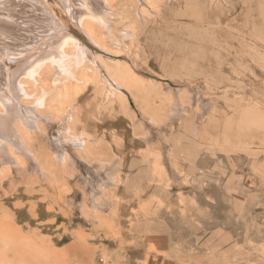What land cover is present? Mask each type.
Listing matches in <instances>:
<instances>
[{"label": "rangeland", "instance_id": "obj_1", "mask_svg": "<svg viewBox=\"0 0 264 264\" xmlns=\"http://www.w3.org/2000/svg\"><path fill=\"white\" fill-rule=\"evenodd\" d=\"M13 1L1 70L65 29L101 68L49 109L18 99L42 119L10 127L0 264H264V0H113L100 46L67 0Z\"/></svg>", "mask_w": 264, "mask_h": 264}, {"label": "bare ground", "instance_id": "obj_2", "mask_svg": "<svg viewBox=\"0 0 264 264\" xmlns=\"http://www.w3.org/2000/svg\"><path fill=\"white\" fill-rule=\"evenodd\" d=\"M15 1H17V0H15ZM41 1H40V3H41ZM139 1H140V3H142V5L144 3L147 4L145 2L146 0H139ZM11 2L14 3L13 0H2L0 2V9L1 10L5 9L6 4L11 3ZM67 2L69 4V5H67L68 7L65 6L66 4L64 6H65L66 10L68 11V13H69V15L73 21V23L71 21H70V23L77 25L79 27L78 30H82L84 32L87 40H89L90 42H92L96 46H100L99 42L101 41V39H99L100 41L98 40V36L102 37L101 36L102 32L100 31V28L102 30H106L105 28H107V26H111V25L113 26V22L111 21L112 22L111 23L110 21H107V19H106L107 18L106 15L108 14V9H109L108 7H110L113 4V0H67ZM37 3H38V0H37ZM18 4H20V3H18ZM39 4H38V6H39ZM42 7L44 8V6H42ZM112 7H113V5H112ZM7 8H8V6H7ZM12 8L15 9V7H12ZM40 8H41V6H40ZM30 10H31V13L34 10L36 11L35 8H34V10H32V9H30ZM38 10H40V9H38ZM43 10H46V9L44 8V9H42V11ZM1 12H0V14H1ZM19 12H21V11H19ZM13 13H16V12L13 11ZM28 13H30V12H28ZM36 13H37V11H36ZM21 14H22V12H21ZM38 14H39V12H38ZM54 14H56V13H54ZM36 16H38V15H36ZM75 16L77 18L74 19L73 17H75ZM26 17L27 16H24V18H26ZM8 18H9V16H8ZM31 19H35V18H31ZM20 21H21V18H20ZM12 22L14 23L13 20H5V21L0 22V42H2V38H5L6 35H10V37L13 35V27H12L13 23ZM67 22H68V20H67ZM18 27H19V25H18ZM110 29L111 28H109V30ZM58 30L59 29H57L56 31H58ZM65 30L58 31L59 34L57 33L58 37L56 39H52V37H51L50 38L51 40L47 39L46 41H42L43 48H41V52L39 54H37V56H34V58L31 57L32 52L30 53V51H28L30 54L27 55L28 52H26L25 58H23V59L21 58V60H22L21 62L19 60L20 63L14 64L11 62L12 64L15 65L14 67H12V69H8L7 67L6 68L8 70H4L5 67L2 70L0 69V90H1L0 91V154L3 157L2 160H0V179L4 175V172H5L4 168H6L9 165L8 159L6 157H8L9 154L13 155L12 151H15L16 149L23 151L22 149H20L23 146L22 140L19 137H18L19 139L16 137L13 129H10V127H12L11 124H14V122H18L20 127L22 124L23 127L18 128V134H20V136H22V137H25V135L29 132V130L31 128H34V122L40 121L42 119V117H41L42 115L40 116L38 111L36 113L32 112V110L36 107H34V106H32V108H29L27 106L26 107H20L21 105L20 106L18 105V103H19L18 99L23 100V99L30 98V99H33L38 105H41V106L44 105L43 108L49 109V108H51V105H53V103L56 101V99L60 98V96L62 98H67L68 96H71L81 83L83 84V83L88 81V75L89 74H91V73L93 74V72L95 74H97V70H99V68H101V66L98 67L97 61L93 57V55L92 54L90 55V52H92V51L89 52L90 46H88V44H86L84 41H82L76 34H72V33L70 34L67 30L66 31ZM113 30H115V29L113 28ZM18 35H19V33L16 36H18ZM21 35L23 36L22 33H21ZM24 36H26V35H24ZM6 40H7V38H6ZM6 40H4V41H6ZM4 43H6V42H4ZM6 45H8V44H6ZM1 47L5 48L6 46L5 47L1 46ZM41 47H42V45H41ZM91 50H92V48H91ZM2 51H3V49H2ZM14 54L17 55L16 53H14ZM23 54H24V52H23ZM4 56H5V54H4ZM0 57H1V55H0ZM1 58H3V56ZM3 59H5V58H3ZM15 59H11V61L15 60ZM2 62H3V60H2ZM6 63H7V60H6ZM1 66H4V65L2 64ZM44 77L51 80L50 88H49V82L47 84H45L44 81L42 80V79H44ZM122 77L123 76H120L121 79H122ZM116 79H118V77ZM112 81H113V79H112ZM115 82L117 84V81H115ZM119 83L120 82H118V84ZM33 88H35V89H33ZM21 90H23L24 92ZM54 95H57V96H54ZM107 96L109 97L108 94H107ZM108 97H107V100H108ZM23 105H24V101H23ZM35 106H36V104H35ZM41 106H37V108L41 107ZM74 142L76 143V141H74ZM6 143L9 144L7 147H6ZM10 145H13V147ZM7 148H8V152H6V153H9V154L5 155V150L7 151ZM53 151L55 152L53 154V158H52L53 162H58L59 160L62 161L63 158H65V156H66L65 149L58 142L54 145ZM21 153H23V152H21ZM66 159H68V158H66ZM34 163L32 162V164L35 165L36 169L38 170L37 172H39L40 175L45 177V175H47V172L44 170V168H41L42 166H40V164L38 162H34ZM6 164H7V166H4Z\"/></svg>", "mask_w": 264, "mask_h": 264}]
</instances>
